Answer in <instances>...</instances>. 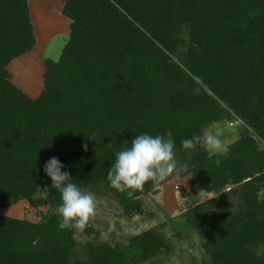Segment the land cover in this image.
<instances>
[{
    "label": "trees",
    "instance_id": "1",
    "mask_svg": "<svg viewBox=\"0 0 264 264\" xmlns=\"http://www.w3.org/2000/svg\"><path fill=\"white\" fill-rule=\"evenodd\" d=\"M63 15L68 43L45 61L33 100L8 70L37 46L29 0H0V211L22 201L53 210L38 224L0 215V264H162L174 244L159 229L112 242L91 221L61 230L44 166L56 157L81 191L142 217L157 184L129 198L107 174L138 135L169 130L189 193L217 194L176 221L201 232L202 264H264V0H65ZM236 121L244 130L226 157L182 147Z\"/></svg>",
    "mask_w": 264,
    "mask_h": 264
},
{
    "label": "rangeland",
    "instance_id": "2",
    "mask_svg": "<svg viewBox=\"0 0 264 264\" xmlns=\"http://www.w3.org/2000/svg\"><path fill=\"white\" fill-rule=\"evenodd\" d=\"M35 15L40 21H48L51 18L49 14ZM35 24L37 23L35 22ZM68 40V36H56L47 45L44 46L42 43L41 47L36 46L31 53L12 62L8 69L12 76V83L30 99H37L44 89L45 61L58 62ZM213 126L223 129L221 139L228 146L235 143L244 130L241 121L232 124L228 122L214 124L208 130H211ZM189 185V177L182 178L177 172H174L157 184L155 191L148 197L145 207L146 214L133 219L124 218L122 211L113 200L92 193L96 197L97 210L90 220L91 224L100 234L102 240L107 242L117 240L124 235H137L150 229H159L174 244L173 252L163 258L162 264H202L204 252L201 248V232L192 230L189 225L183 227L176 221L177 218L192 209H202L217 194L203 193L193 197L189 193ZM183 190L186 191V195L183 194ZM207 210H209L208 214L213 213L211 207ZM52 211L49 206L35 209L29 202L22 201L17 205L2 209L0 215L38 224L41 222L42 216Z\"/></svg>",
    "mask_w": 264,
    "mask_h": 264
},
{
    "label": "clouds",
    "instance_id": "3",
    "mask_svg": "<svg viewBox=\"0 0 264 264\" xmlns=\"http://www.w3.org/2000/svg\"><path fill=\"white\" fill-rule=\"evenodd\" d=\"M222 136L223 129L213 126L202 135L186 138L181 143L185 150L195 149L197 146L203 148L210 158L213 155L226 157L229 147L221 139ZM88 139L94 140V134ZM83 147L87 151L86 143ZM174 149L175 143L170 130L166 136L153 137L147 133L138 135L132 140L130 147L116 153V160L107 174L110 187L127 193L132 198L149 181L159 184L174 172L187 171V163L178 165ZM258 150L264 151V146ZM214 163L219 166L221 160L218 158ZM63 167L56 157L50 158L44 166V172L52 181L51 188L57 190L61 196L62 203L57 208L60 216L58 227L61 230L72 229L76 233H82L96 214V197L90 192L81 191L72 182L71 174L61 171ZM256 197L258 201H264V186L258 187Z\"/></svg>",
    "mask_w": 264,
    "mask_h": 264
},
{
    "label": "crops",
    "instance_id": "4",
    "mask_svg": "<svg viewBox=\"0 0 264 264\" xmlns=\"http://www.w3.org/2000/svg\"><path fill=\"white\" fill-rule=\"evenodd\" d=\"M64 3L65 0H29L31 21L38 47H41L42 43L44 46L47 45L56 36L70 37L71 21L63 15ZM35 14L39 16L49 14L51 18L48 21H40ZM38 23L42 24L39 25Z\"/></svg>",
    "mask_w": 264,
    "mask_h": 264
}]
</instances>
